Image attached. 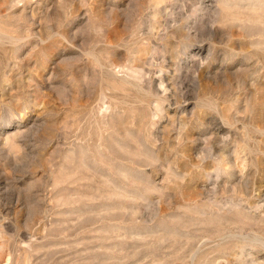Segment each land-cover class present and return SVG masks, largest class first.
I'll return each instance as SVG.
<instances>
[{
    "label": "rangeland",
    "instance_id": "1",
    "mask_svg": "<svg viewBox=\"0 0 264 264\" xmlns=\"http://www.w3.org/2000/svg\"><path fill=\"white\" fill-rule=\"evenodd\" d=\"M0 264H264V0H0Z\"/></svg>",
    "mask_w": 264,
    "mask_h": 264
}]
</instances>
